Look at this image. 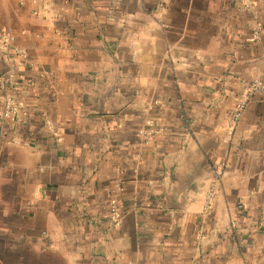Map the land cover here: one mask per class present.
Masks as SVG:
<instances>
[{
  "label": "crops",
  "instance_id": "1",
  "mask_svg": "<svg viewBox=\"0 0 264 264\" xmlns=\"http://www.w3.org/2000/svg\"><path fill=\"white\" fill-rule=\"evenodd\" d=\"M3 35L0 264H264V95L227 129L264 0H0Z\"/></svg>",
  "mask_w": 264,
  "mask_h": 264
},
{
  "label": "built area",
  "instance_id": "2",
  "mask_svg": "<svg viewBox=\"0 0 264 264\" xmlns=\"http://www.w3.org/2000/svg\"><path fill=\"white\" fill-rule=\"evenodd\" d=\"M9 43V38L7 36H1L0 37V48H7ZM18 55L21 57H26L27 55L22 51H16ZM257 94L264 95V73L252 80L250 83L246 84L243 93L240 97L239 105L238 107L230 114L229 119L227 121V129L231 132L232 129L237 125V123L240 121L242 113L244 108L246 107L248 101ZM15 113H17V106L15 104V101L12 98H7L3 102V108L0 112V119H8L11 118ZM150 125L152 127H161V131H166L167 128L160 125V123L156 120L150 121ZM141 134L145 136H152L154 134L153 131L150 132H141ZM212 174H213V182L209 186L206 195H205V205H204V211L209 212L213 208L214 200H215V194H216V188L221 183V180L224 175V169L222 165L214 164L212 166ZM109 209V216H110V222L114 226H120L123 214L122 211L115 199H112L109 201L108 204Z\"/></svg>",
  "mask_w": 264,
  "mask_h": 264
}]
</instances>
